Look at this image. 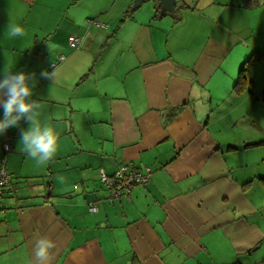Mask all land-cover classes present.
Segmentation results:
<instances>
[{"label": "crops", "instance_id": "0c3cea01", "mask_svg": "<svg viewBox=\"0 0 264 264\" xmlns=\"http://www.w3.org/2000/svg\"><path fill=\"white\" fill-rule=\"evenodd\" d=\"M132 1L0 0V80L6 65L29 74L27 100L58 132L39 166L25 119L0 133V264H32L40 235L52 264H264V0H178L162 16ZM122 163L149 181L110 201L101 174Z\"/></svg>", "mask_w": 264, "mask_h": 264}, {"label": "clouds", "instance_id": "9594fccd", "mask_svg": "<svg viewBox=\"0 0 264 264\" xmlns=\"http://www.w3.org/2000/svg\"><path fill=\"white\" fill-rule=\"evenodd\" d=\"M23 35L22 26L9 23L5 31L8 39ZM43 75L56 78V70ZM29 79V74L14 73L5 66L4 78L0 80V108H3L4 114V118L0 120V133L18 125L22 118L25 119L29 127L20 130V144L26 155L39 166L48 163L56 155L58 132L50 123L41 121L42 103L27 100L32 94ZM57 248V242L50 236L40 235L32 249V264H52L55 259L53 250Z\"/></svg>", "mask_w": 264, "mask_h": 264}, {"label": "built area", "instance_id": "2783aa9c", "mask_svg": "<svg viewBox=\"0 0 264 264\" xmlns=\"http://www.w3.org/2000/svg\"><path fill=\"white\" fill-rule=\"evenodd\" d=\"M89 21V20H88ZM79 35L69 37V45L76 47L80 43ZM63 59V56H60ZM11 135H6L2 143L3 155L0 159V197L5 189L11 185V176L7 172L5 165V156L11 151ZM150 167L139 168L130 163H122L117 167L112 175L101 174V180L108 190V200H119L121 198L130 199L131 190L136 185H145L149 181ZM91 211H96V205H90ZM1 224V223H0Z\"/></svg>", "mask_w": 264, "mask_h": 264}, {"label": "water", "instance_id": "95a60500", "mask_svg": "<svg viewBox=\"0 0 264 264\" xmlns=\"http://www.w3.org/2000/svg\"><path fill=\"white\" fill-rule=\"evenodd\" d=\"M147 0H133L132 9L139 7ZM158 7V16H162L164 13L176 14V6L179 4L178 0H153Z\"/></svg>", "mask_w": 264, "mask_h": 264}, {"label": "rangeland", "instance_id": "374dc122", "mask_svg": "<svg viewBox=\"0 0 264 264\" xmlns=\"http://www.w3.org/2000/svg\"><path fill=\"white\" fill-rule=\"evenodd\" d=\"M145 3H151V1L149 2H145ZM262 76H264V72L262 73H259L258 75V81L261 82L262 79H260ZM264 78V77H262ZM262 93H264V89H261L258 91V97L260 99V103L262 102V99H264V95H262ZM261 105V104H260ZM258 120H257V128H258V131L261 133L262 131H264V106H259L258 108ZM246 121L244 120V122H241L240 125L244 126L246 125ZM258 155L260 156H264V146H260L259 147V150H258Z\"/></svg>", "mask_w": 264, "mask_h": 264}, {"label": "trees", "instance_id": "16d2710c", "mask_svg": "<svg viewBox=\"0 0 264 264\" xmlns=\"http://www.w3.org/2000/svg\"><path fill=\"white\" fill-rule=\"evenodd\" d=\"M156 12H158V7L156 6ZM261 57H257L256 59H259ZM253 60V57L249 58L247 61H246V64H244V66H242V68L240 69V76L242 74V72L244 71L245 67L247 66V64H249L251 61Z\"/></svg>", "mask_w": 264, "mask_h": 264}]
</instances>
